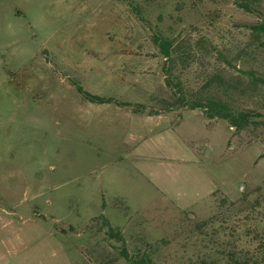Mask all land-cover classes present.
Returning <instances> with one entry per match:
<instances>
[{"label":"rangeland","instance_id":"1","mask_svg":"<svg viewBox=\"0 0 264 264\" xmlns=\"http://www.w3.org/2000/svg\"><path fill=\"white\" fill-rule=\"evenodd\" d=\"M255 21L232 0H0V264H99L121 247L99 216L128 250L150 244L154 264L260 257L264 126L237 134L198 110L150 126L85 103L64 77L158 111L169 93L149 25L184 30L191 82L246 87L215 48L243 50L236 68L264 75V46L243 27Z\"/></svg>","mask_w":264,"mask_h":264},{"label":"trees","instance_id":"2","mask_svg":"<svg viewBox=\"0 0 264 264\" xmlns=\"http://www.w3.org/2000/svg\"><path fill=\"white\" fill-rule=\"evenodd\" d=\"M232 4L238 10L256 17L254 23L244 24L243 27L250 31L255 41L264 46V0H232ZM129 7L141 22L146 23L141 16L139 6L129 5ZM148 29L151 33V43L161 61L163 84L169 93L166 100H157L160 113L198 110L206 120L223 121L228 129H232L237 134L252 127L259 129L260 126H264V94L257 89L262 88L261 90L264 91V75L252 68L246 70L236 68L245 55L243 50L240 49L233 54L227 48L221 49L218 46L215 48L219 61L240 74L248 82V86L241 85L239 82L241 78L230 81L218 73H208L200 77L199 81L191 82L186 73L193 67L197 56L189 38L183 37L184 30L170 34L158 27L153 29L148 25ZM205 42L206 39L201 37L196 40L195 46L202 47ZM66 80L86 103L112 104L120 108H129L133 114H144L147 110L143 104L120 102L112 97L93 95L75 80L71 78ZM158 111L149 108L147 115H157ZM98 219L102 220L107 239L121 244L119 251L113 257L107 256L98 262L99 264H154L150 244L144 242V248L136 247L132 251L128 250L124 247L121 229L111 227L102 216ZM233 264H264V248L260 257L234 261Z\"/></svg>","mask_w":264,"mask_h":264},{"label":"crops","instance_id":"3","mask_svg":"<svg viewBox=\"0 0 264 264\" xmlns=\"http://www.w3.org/2000/svg\"><path fill=\"white\" fill-rule=\"evenodd\" d=\"M83 69V68H81ZM113 71V70H112ZM72 72H74V70H72ZM82 72H84V69L82 70ZM81 72V73H82ZM61 74H64L63 72ZM64 77L68 78L67 75H64ZM77 82V81H76ZM77 94V93H76ZM93 94V93H92ZM78 95V94H77ZM93 95H98V96H104V97H110L107 95H103V94H99V93H94ZM79 96V95H78ZM86 103V102H85ZM124 109L125 111H127L128 117H133V115H136L135 117H142L141 119L144 121L145 124H149L150 126H157L159 125L162 121H164V119H168L169 117L175 116L178 112H172V113H160L158 111L157 115H152V116H145V115H140V114H133L128 108H121ZM127 117V118H128Z\"/></svg>","mask_w":264,"mask_h":264}]
</instances>
